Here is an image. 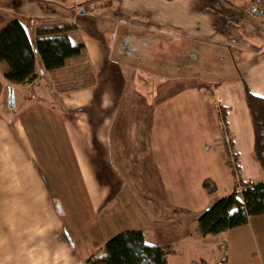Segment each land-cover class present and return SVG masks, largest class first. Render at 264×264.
<instances>
[{"label":"crops","instance_id":"0c3cea01","mask_svg":"<svg viewBox=\"0 0 264 264\" xmlns=\"http://www.w3.org/2000/svg\"><path fill=\"white\" fill-rule=\"evenodd\" d=\"M60 3L65 5V9ZM257 7H264V0H0L3 23L18 20L26 31L28 26L34 31L37 28L68 26L66 36L69 38V33H79L80 25H85L80 35L90 49L88 57L83 55V51L58 69L71 74L78 82L79 99L72 101L67 93L62 99L63 104L78 107L82 114L83 120L79 119L77 123L83 133L78 139L80 143L84 142L85 148H72L70 160L63 154L60 161L65 163L62 168L57 166L55 174L65 168L66 174L71 176L70 186L80 184L84 178L86 189L91 192L92 186L87 181L91 176L96 178L97 174L88 166L93 162L94 152L100 148L101 152L95 153L96 157L109 163L125 149L124 136L121 135L125 126L119 120L120 113L126 116L127 107H132L134 113H146L150 107L151 117L147 124L153 133L161 123L166 124L173 111L179 114V119L196 126H200L201 119H205L208 112L217 132L213 141L220 147L223 165L224 133L236 154L241 177L255 180L254 177L262 172L252 154L253 135L244 93L247 89L252 95L264 98V12L255 14L254 8ZM79 15L84 18L77 19ZM90 20L100 34L99 40H95L94 32L87 26ZM108 32L110 39L106 43L109 44H105L103 41L109 36ZM84 38L95 41L89 44ZM106 61L112 65V76L116 75L117 81L122 79L123 71L127 72L124 80L129 81L130 87L122 89L116 84L107 85L104 91L95 94V100L90 99L89 94L83 96L85 90L97 91L93 81L96 84L98 79L109 81L108 75L89 72L85 66H102ZM66 76L62 79L64 82L67 81ZM122 99L128 100L126 105ZM50 120L52 123L49 125L55 132L48 140L62 147L59 152L67 150L68 143L74 146V142L68 140L70 135L65 121L53 117ZM121 120L125 124L126 119L121 117ZM88 129L96 130V135H89ZM144 143L156 173L169 176L182 168L176 156L169 154L176 155L179 149L185 150L184 143L179 146L173 139L159 137L146 138ZM191 143L187 152L194 150L195 154H203L202 149L208 151L206 144H200L198 139H192ZM91 145L95 147L92 150ZM48 154L49 161L52 154ZM194 155L190 156L188 163H192L197 172L199 164ZM34 157L38 163L46 159L42 150ZM69 163L73 164L70 168ZM95 168L98 169V165ZM41 174L42 192L50 191L49 187L60 189L55 185L53 171L49 170L47 175L43 168ZM113 174L118 176L117 172ZM2 181L0 264H85L87 258L101 252L81 255L74 252L75 244L70 241L68 228L64 223L60 225L62 215L73 208L68 196L58 200L54 193L46 202H37L33 207L32 196L28 198L31 188L23 197L21 188L13 190L6 180ZM233 184L234 179L227 192L232 190ZM95 189L101 198L117 191V187L109 191L102 184L99 189L96 185ZM160 190L168 194L164 202H154L153 196L147 203L133 202L132 208L146 211L147 227L123 231L141 230L148 245H167L174 250L181 248L188 252L194 251L199 242L212 243L218 254L212 259L213 264H220L223 260L224 264H248L253 255L260 264H264V216L249 217L244 226L203 237L196 225V217L213 199L206 201L202 189L193 191L189 187L163 184ZM39 191L40 188L36 197ZM54 201L59 204V213ZM39 209L42 216H39ZM113 221L106 218L105 223L111 226ZM170 223L176 226V230L163 227ZM150 224L157 225L168 236L158 235L157 229ZM168 264H171L169 258ZM190 264L207 263L201 258L199 261L191 260Z\"/></svg>","mask_w":264,"mask_h":264},{"label":"rangeland","instance_id":"374dc122","mask_svg":"<svg viewBox=\"0 0 264 264\" xmlns=\"http://www.w3.org/2000/svg\"><path fill=\"white\" fill-rule=\"evenodd\" d=\"M65 3L68 2L65 1ZM60 6L65 9L63 3H60ZM83 18L84 17L81 15L77 17V19ZM7 23L9 22L3 23L1 28ZM84 26L85 25H80V29L78 30L79 33L71 35L69 33V38L72 42H75L76 45H82L80 53L84 51L83 55L88 57L90 49L85 45L80 35ZM87 26L94 32L92 35L95 36V40H99L100 34L94 29V23L90 20ZM27 28V34L33 46L35 37L34 30H32L33 28L30 26ZM109 37L110 33L109 36H106L103 43L109 44L106 43L109 41ZM84 40L89 44L95 41L91 38L90 40L84 38ZM36 67L40 73L38 81H36L37 84L10 85L3 78L6 65L0 63V185L4 184L2 179L6 180L8 186L13 187V190L14 188H21L22 191L20 195L23 197L28 195L26 190L31 188L32 193L28 195V198L32 196L33 207L37 202L40 204L46 202V199L49 197L51 198L52 195L54 196V193L58 200H63L64 195L68 196L69 199L72 200L71 204L73 208L68 209V212L62 215L60 225L64 223L65 227L68 228L70 241L75 244L74 252L76 254L81 255L84 253L92 254L99 252L102 250L103 245L101 244L104 241L112 235L122 232L123 229H143V227H147L144 219L147 215L146 211L144 210L142 212L132 208V206H134L133 202L139 204L147 203L152 196L155 198L154 202H164L163 200L168 194L160 190L163 184L177 187H189L194 191V189L201 190V183L204 179H210L215 185V191L211 194H206V201L213 199L212 203L230 193L227 192V187L232 183L233 179L227 168L223 165L220 147L213 141L217 132L213 121L210 120L208 112H206V118L201 119L200 126H196L195 124H190L179 119V114L173 111L169 119L167 118L166 124L161 123V127H156L153 133L148 130L147 124L149 117H151L150 107L149 111L146 113H134L132 107H127L126 116H122L123 113H120L119 120L121 124L125 126L123 131H121V135L124 136L125 140V149L120 155L118 154L117 157L112 158L109 163L102 162L101 157H96V154H100L101 152L100 148L94 152L93 162L89 163L88 166L90 171H94L95 174H97L96 178L95 176H91L90 179L88 177L89 180L87 183L92 186V188H90L91 192L86 189L84 178L81 180L80 184L70 186L71 176L66 174L65 168L60 169L57 175L54 171L57 170V166L62 168L63 163H65V161H60L63 159V154H66L65 157L70 160L69 154L72 152V148L76 147L77 149H83L85 146L82 145L84 142L80 143L78 139L79 135L81 136L83 133L79 130V124L77 123L79 119H82V114L78 107L72 108L71 105H69V107L67 103L63 104L62 98L64 93H67V97L73 101L79 99V94L81 92L79 93L77 88L78 82L75 81L74 76L65 73V71H44L37 56ZM85 67L88 68L89 72L92 70L94 73L108 75L107 79L109 81H105L106 79H98L97 84L93 81V86L97 91L93 89L85 90L83 96H85L84 94H89V96H91L90 99L95 100V94L98 91H104L107 85L115 86L116 84L122 89L130 87V84H128L129 81L127 82L124 80L127 77V72L123 71L122 79L117 81L116 75L112 76L114 72L112 70V65L107 61L102 66L98 65L94 67L90 64ZM89 72L86 70L89 78H91ZM65 76L67 81L64 82L62 79L63 77L65 78ZM8 89L12 90V106L8 101ZM122 101L126 105L128 100L122 99ZM52 117L59 121H65L70 135V138L67 136L68 140L75 143H73L74 146L68 143L66 146L67 150L64 149V152H59L62 147L54 145L53 140H48V138H50L49 136H53L55 132L49 125L52 123L50 120ZM121 117H123L124 120L126 119L125 124L121 120ZM91 130L92 131L88 129L86 132L91 136H95L96 130ZM83 136L86 135L84 134ZM222 136L224 138V133ZM149 137H151V139H154V137L173 139L179 146L181 143H184L185 150L181 151V149H179L176 155L168 153L171 156H176L177 160L182 163V168L176 169V171L169 176H161L160 173H156L153 169L152 159L150 160L147 156L144 143V140ZM73 139L77 140V142ZM192 139H198L200 144L205 143L208 151L202 149L203 154L199 152L195 154L194 150L187 152L189 143H191ZM194 143L195 142H192L191 144ZM90 148L92 150L95 147L91 145ZM39 150H42L46 156L45 162L43 163L42 161L38 163L34 157V155H39ZM48 153H51L53 158H50L51 160L49 161L47 160ZM193 155L194 158L197 157L198 159L199 170L197 172L199 174L195 172L191 165L192 163H188L190 162V156ZM68 165V168H70V165L73 164L69 163ZM95 165H98V169L95 168ZM38 168H40V170ZM43 168L46 170L47 175H49V170L53 171L55 185H58L60 189L52 190L53 187L47 186L50 188V191H45V193L42 192L43 177L41 169ZM69 172H72V170ZM114 172H117V177L113 174ZM254 179H264L263 173H259ZM100 183L104 185V187L107 186L109 191H113L117 187V191L101 198L99 191L95 189L96 185L97 189L100 188ZM38 188H40V191L38 192V197H36ZM10 195L11 197L14 196V194ZM157 198L159 199L157 200ZM55 204L56 212L58 211L59 213L60 209H57L59 204L57 205L56 202ZM111 206L116 208V210L112 208L110 211ZM39 211V216H42L41 209H39ZM96 211L98 215H96ZM106 218L114 220L111 222V226L109 223H105ZM152 227L157 229L156 233L158 235L163 237L168 236L167 233L157 228V225H153ZM163 227L166 230H176V226L171 223ZM94 243H97L99 246H96ZM194 248L195 247L192 246V249ZM217 255L212 243L206 244L205 242H199L194 251L189 250L188 252V250H183L181 248L175 250V253L169 256V262L171 264H190L191 260L195 259L199 261V259L202 258L207 264H213L212 259ZM247 263L260 264V261L253 255Z\"/></svg>","mask_w":264,"mask_h":264},{"label":"trees","instance_id":"16d2710c","mask_svg":"<svg viewBox=\"0 0 264 264\" xmlns=\"http://www.w3.org/2000/svg\"><path fill=\"white\" fill-rule=\"evenodd\" d=\"M255 14L264 7L254 8ZM0 24L3 20L0 17ZM68 26L37 28L34 45L24 26L13 20L0 30V63L6 65L3 78L10 85L33 84L39 78L36 56L44 71L58 70L65 62L78 56L81 45H72L66 36ZM244 100L253 135L252 154L264 177V98L245 90ZM223 141L224 165L234 184L232 191L221 197L196 217V225L203 237L215 236L247 224L249 217L264 216V179L241 177L237 157L231 143ZM205 194L215 191L212 180L204 179ZM175 250L167 245H148L141 230H125L109 237L100 253L87 258L85 264H168ZM224 259V258H223ZM220 264H224L221 262Z\"/></svg>","mask_w":264,"mask_h":264},{"label":"water","instance_id":"95a60500","mask_svg":"<svg viewBox=\"0 0 264 264\" xmlns=\"http://www.w3.org/2000/svg\"><path fill=\"white\" fill-rule=\"evenodd\" d=\"M12 98H13V96H12V90L11 89H8V101H9V103H10L11 106L13 105Z\"/></svg>","mask_w":264,"mask_h":264},{"label":"built area","instance_id":"2783aa9c","mask_svg":"<svg viewBox=\"0 0 264 264\" xmlns=\"http://www.w3.org/2000/svg\"><path fill=\"white\" fill-rule=\"evenodd\" d=\"M223 140H224L225 143L229 142V139L226 136H224Z\"/></svg>","mask_w":264,"mask_h":264}]
</instances>
